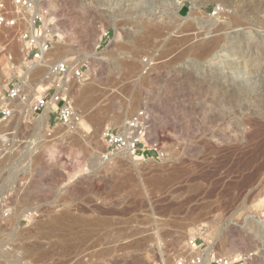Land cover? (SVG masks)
Instances as JSON below:
<instances>
[{
    "label": "rangeland",
    "instance_id": "374dc122",
    "mask_svg": "<svg viewBox=\"0 0 264 264\" xmlns=\"http://www.w3.org/2000/svg\"><path fill=\"white\" fill-rule=\"evenodd\" d=\"M34 1L57 34L42 75L60 60L81 67L84 80L70 84V95L83 120L67 129L29 111L51 80L34 87L24 43L0 30V103L14 84L30 92L0 123L12 133L0 158V264L170 263L196 235L212 253L264 264V238L246 222L264 227V98L251 108L247 88L223 94L218 76L221 67L240 71L230 51L239 42L264 41V0ZM215 36V50L201 56L196 45ZM139 59L152 62L131 73ZM140 108L157 150L107 154L103 131ZM260 165L262 206L244 191Z\"/></svg>",
    "mask_w": 264,
    "mask_h": 264
},
{
    "label": "built area",
    "instance_id": "2783aa9c",
    "mask_svg": "<svg viewBox=\"0 0 264 264\" xmlns=\"http://www.w3.org/2000/svg\"><path fill=\"white\" fill-rule=\"evenodd\" d=\"M49 11L41 2L34 0H0V30L12 29L27 46L24 61L28 66L44 60L52 47L53 33ZM9 45L6 43V46ZM2 50V48L0 47ZM52 81L42 92L35 93L31 101L32 113L47 112L48 124L71 126L78 120L70 95V84H80L84 80L81 67L74 61L60 60L48 67ZM28 94L21 85L14 84L0 103V123L8 121L13 114L12 102L26 100ZM11 132L0 131V154L9 146ZM151 122L148 111L140 108L133 112L117 129L106 128L102 140L107 154L126 151L131 154L156 151L157 145L151 140ZM154 264H243L234 258L210 253L208 246L200 242L199 235L190 238L186 251L170 263Z\"/></svg>",
    "mask_w": 264,
    "mask_h": 264
},
{
    "label": "bare ground",
    "instance_id": "6f19581e",
    "mask_svg": "<svg viewBox=\"0 0 264 264\" xmlns=\"http://www.w3.org/2000/svg\"><path fill=\"white\" fill-rule=\"evenodd\" d=\"M173 3H174V6L175 7H177L178 6V4H179V2L177 1V0H174L173 1ZM156 23V22H155ZM152 25V24H151ZM162 27V26H161ZM154 28V31L155 32H157V26H155V27H153ZM169 28V27H168ZM167 29V28H166ZM161 31V30H160ZM152 33V32H151ZM162 33V32H161ZM166 33V32H165ZM234 33V32H233ZM163 34V33H162ZM257 34V33H256ZM203 35V34H202ZM160 36V35H159ZM164 36V35H163ZM254 36V35H253ZM166 37V36H165ZM164 37V38H165ZM200 37V36H199ZM213 37V36H212ZM216 37V36H215ZM157 38V37H156ZM164 38H162V39H164ZM203 38V37H202ZM247 38V37H246ZM257 38V37H256ZM261 38V37H260ZM98 39H100L99 38V36H98ZM223 39V38H222ZM242 39V38H241ZM171 40V39H170ZM202 40V39H201ZM258 40V39H257ZM172 41V40H171ZM219 41H220V39H219V37H216V38H213L212 40H210V41H206V42H201L200 41V43L198 44V45H196L197 46V50H198V53L201 55V56H208L211 52H212V50L214 49V47H217V45H218V43H219ZM223 41V40H222ZM228 41V40H227ZM232 41V40H231ZM234 41V40H233ZM228 43V42H227ZM178 44V43H177ZM227 45V44H226ZM236 45V44H235ZM169 46H171V45H169ZM168 46V47H169ZM234 46V45H233ZM167 47V46H166ZM176 47V46H175ZM27 46H23V50H22V52H23V55H25V53H26V51H27ZM63 49H65V48H62V51H63ZM215 50V49H214ZM230 51H233V55L232 56H235V58H233L234 59V61L235 62H237V64H239L240 66H241V68H238V70H240L239 72L237 71V69H236V71L238 72H236V71H233V72H228V71H223V70H221L223 67H221L220 69H219V75L218 76H220V78H223V80L221 81V85H225V87H226V90L224 91V93L223 94H225V93H228L227 95H234L233 93H235L236 92V87H238V86H244L245 87V89L246 90H249V92L250 93H252V95L251 96H246V95H248V94H244V95H242V94H240V95H242L243 96V98H245L247 101H248V103H249V105L250 106H253V107H251V108H258V103L264 98V85L263 86H260L259 87V85H260V82H259V79H260V76H262L261 78H263V81H264V41H262V39H261V42H255V41H253L252 39H246V40H244V41H241V42H239V44L237 45V46H234V48L232 49V50H230ZM64 52H65V56H66V54L68 55L69 53L67 52L66 53V50H64ZM216 52V51H215ZM48 53H50V51L49 52H47V54ZM161 53V52H160ZM220 53H222V52H220ZM46 54V55H47ZM228 54V53H227ZM231 54V53H230ZM229 54V55H230ZM23 55L22 56H20V60H22L23 59ZM45 55V56H46ZM199 55V56H200ZM216 55V54H215ZM225 55V54H224ZM162 56V55H161ZM179 56V55H178ZM177 56V57H178ZM83 57H85V58H87V59H95L96 57H95V54H89V55H86V56H83ZM226 57V56H225ZM227 57H228V55H227ZM45 58V57H44ZM152 58V57H151ZM162 58V57H161ZM201 58V57H200ZM217 58V57H216ZM153 59V58H152ZM151 59V60H152ZM227 59V58H226ZM149 60V59H148ZM224 60V59H223ZM231 60V59H230ZM137 60H135L134 62V64H131L130 66V71H131V73L132 72H134L135 74H136V72L138 73V71H140V70H142V67L143 66H146V65H150L151 63H149V62H152V61H149L148 63H144V64H142V61H140V59H139V62H136ZM228 61V60H227ZM133 62V61H132ZM224 62V61H223ZM44 63H45V60H43V61H41V62H39V63H37V64H35V65H32V66H30L29 67V69H28V72H27V74H30V75H32L33 77H35L34 78V83H33V86L35 87V86H38V87H43L45 84H46V82L48 81V80H51L52 81V77L48 74V75H46V76H44V75H42V71H45L44 70ZM230 63H232V62H230ZM124 64V63H123ZM223 64V63H222ZM233 64H234V62H233ZM143 65V66H142ZM153 65V64H152ZM225 66H227L226 64H225ZM46 67V66H45ZM128 67V66H127ZM148 67V66H147ZM153 67V66H152ZM228 67H229V65H228ZM235 67V66H234ZM237 67H239V66H237ZM227 67H225V69H226ZM46 69V68H45ZM153 69H155V68H153ZM152 69V70H153ZM224 69V68H223ZM229 69V68H228ZM151 72V71H150ZM141 73V72H140ZM148 73V72H147ZM156 73V72H155ZM217 73V72H216ZM128 74V73H127ZM235 76H234V75ZM237 74V75H236ZM262 74V75H261ZM148 75H150V73H148ZM155 75V74H154ZM151 76V75H150ZM28 77H30V76H28ZM153 77V76H152ZM238 77H240L241 79H242V81H239L238 82ZM151 78V77H150ZM151 79H154V78H151ZM159 79V78H158ZM237 79V80H236ZM174 80V79H173ZM172 80V81H173ZM50 81V82H51ZM224 81V82H223ZM244 81V82H243ZM262 81V80H261ZM226 83V84H225ZM263 84H264V82H262ZM249 84H252V85H255V88H257L256 89V93H253L254 92V89L253 88H249ZM230 87L232 88V89H230ZM235 87V88H234ZM252 87V86H251ZM249 88V89H248ZM227 89H230V90H227ZM23 90V89H22ZM222 91V90H221ZM230 91V92H229ZM23 92H25V91H23ZM33 94H34V92H32ZM27 94H28V97L26 98V101L30 98V92H27ZM237 94H239V92L237 93ZM250 95V94H249ZM134 101L136 102V100H132V102L129 104V108H132V107H134V105L136 104V103H134ZM18 103V102H17ZM260 104V103H259ZM25 105V104H24ZM260 106V105H259ZM264 106V105H263ZM29 111L32 113V106L31 105H29ZM129 108H127V109H129ZM250 109V108H249ZM255 110V109H254ZM259 111V110H258ZM160 112V111H159ZM261 112V111H260ZM264 112V111H263ZM121 113V112H120ZM28 114L30 115V113L28 112ZM167 114V113H166ZM171 114V113H170ZM174 114V113H173ZM257 114V113H256ZM163 115V114H162ZM176 115H177V113H176ZM175 115V116H176ZM120 116L121 115H118V120L120 119ZM79 118H80V116H78ZM167 117H168V115H167ZM171 117V120L173 121V123H170L169 125L171 126V128H173V129H175L176 127H177V125H175V117H172V115L170 116ZM39 118H40V120H42L43 122H45L46 121V119H47V112H46V110L43 112V113H41L40 115H39ZM78 118V120L76 121V122H74L73 123V125H74V127H72V128H75V126H78L81 122H82V120H80ZM166 118V117H165ZM169 121V120H168ZM171 122V121H170ZM178 122V121H177ZM176 122V123H177ZM168 123V122H167ZM165 124H166V122H165ZM99 125V124H98ZM179 125V124H178ZM67 127V126H66ZM165 127V126H164ZM182 127V126H181ZM180 127V128H181ZM69 127H67V129H68ZM77 128V127H76ZM183 128V127H182ZM70 129H71V127H70ZM97 129V128H96ZM254 133V132H253ZM260 133H262V132H260ZM129 154V153H128ZM131 157H132V155H130ZM2 157V154H0V158ZM3 158V157H2ZM4 159V158H3ZM2 161V160H1ZM1 165V164H0ZM263 167V166H262ZM261 168V165H260V167L259 168H257L254 172H253V174H251L252 176H251V179H249V181H254L253 183H251V185L249 186V187H247L246 189H244V191H246V194H247V196H248V198H250L249 199V201L250 202H259L260 204H261V206L263 205V200H260L259 199V197H261V194H260V191H256V189H257V183L258 184H260L261 182H260V180H259V178H258V169H260ZM0 171H2V168L0 169ZM250 176V175H249ZM239 187V186H238ZM210 193V192H209ZM248 206V205H247ZM250 206V205H249ZM255 206V205H254ZM258 208V207H257ZM247 209V208H246ZM263 209V207L261 208V210ZM55 221H56V223H58V224H60L61 222H62V218H57V219H55ZM246 222L248 223V225L247 226H249L250 227V230L252 229L253 230V232H254V235L256 236V235H260V238L262 237V238H264V227L263 226H261V225H259V224H257V223H255L253 220H251V219H248V220H246ZM249 230V231H250ZM252 232V233H253ZM252 235V234H251ZM252 237V236H251ZM261 238V239H262ZM251 239V238H250ZM264 240V239H263ZM177 241V240H176ZM250 241H252V240H250ZM222 242V241H221ZM220 242V243H221ZM178 243V242H177ZM176 243V244H177ZM223 243V242H222ZM256 245V244H255ZM223 246V245H222ZM225 247V246H224ZM226 248V247H225ZM253 248V247H252ZM221 249H223V248H221ZM208 250L210 251V253H212L213 252V250L211 249V247H209L208 248ZM220 253V255H228V251H220L219 252ZM227 257V256H226Z\"/></svg>",
    "mask_w": 264,
    "mask_h": 264
}]
</instances>
